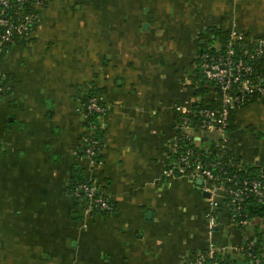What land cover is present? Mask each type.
Instances as JSON below:
<instances>
[{"label": "crops", "instance_id": "crops-1", "mask_svg": "<svg viewBox=\"0 0 264 264\" xmlns=\"http://www.w3.org/2000/svg\"><path fill=\"white\" fill-rule=\"evenodd\" d=\"M215 27L264 36V0L48 1L27 43L0 59L11 86L0 97V264H187L211 243L243 262L232 247L264 232V218L240 228L217 196L211 229L202 183L165 173L177 106L201 98L191 76ZM92 88L106 107L99 166L77 158ZM235 113L229 149L264 165V102ZM76 162L112 213H86L70 194Z\"/></svg>", "mask_w": 264, "mask_h": 264}, {"label": "built area", "instance_id": "built-area-1", "mask_svg": "<svg viewBox=\"0 0 264 264\" xmlns=\"http://www.w3.org/2000/svg\"><path fill=\"white\" fill-rule=\"evenodd\" d=\"M48 1L0 0V55L16 41L31 37L41 22V10ZM244 35L238 31H230V38L224 47L215 43L210 46V50L197 56L203 78L216 87V91L212 92L218 97V105H201L198 101L194 107L177 106L180 111L179 133L172 144L165 170L167 175L188 177L193 181L202 180L204 189L210 193L206 216L211 229L216 226L217 196L223 198L231 211L232 222L240 228L253 222L245 211L244 200L253 198L258 204H264L262 177L240 176L238 171L241 168L232 169L233 157L228 161V166L218 159L207 160L203 151L197 153L193 142L198 140L188 132L198 129L217 135L212 141L219 148L218 158H222L225 150L229 148L231 112L250 103L254 98L264 99V70H258L259 67L255 66L256 60H261L264 56V36H252L248 44L243 40ZM7 78V73L0 71V81H6ZM10 90L9 83L0 84V97ZM88 109L99 114L101 126L104 128L102 117L106 107L92 98ZM84 115L86 117L85 113ZM90 130L89 135L83 136L77 150L83 153L82 158H87L91 165L99 166L102 164L103 145L94 137L93 129ZM184 138L190 142L189 146L182 143ZM207 148V145L203 147ZM88 180L90 181L79 182L70 188V194L79 201L83 211L113 212L114 206L106 191L95 179ZM260 217L264 218V215ZM255 240L256 238L232 247V251L241 255L243 261L249 258L253 264H262L264 250L260 254L255 252ZM227 254L225 247L211 243L207 249L196 253L187 264H221Z\"/></svg>", "mask_w": 264, "mask_h": 264}, {"label": "trees", "instance_id": "trees-1", "mask_svg": "<svg viewBox=\"0 0 264 264\" xmlns=\"http://www.w3.org/2000/svg\"><path fill=\"white\" fill-rule=\"evenodd\" d=\"M211 36H214V37H211ZM243 37H244L243 40L249 44V41H250L252 36L250 34H246ZM204 38H205L206 43L201 45V49H200L198 55L202 54L204 51L210 50V46L215 44V43H218L219 45L224 47L230 38V31L215 27L212 31H210V35L209 36L205 35ZM26 40L27 39L25 38V39H22L20 41H16V43L24 42ZM243 45H242V48H243ZM11 46L12 45H10L5 52H7ZM3 55L4 54L0 55V59L3 57ZM263 59H264V56L261 57V60H263ZM261 60L257 59L256 63H255L256 68L259 67L258 70H264L263 69L264 64H261V63H264V60L260 63ZM198 61H199L198 59L195 60V67H194V71H193L194 74L191 76L192 77V83H191L190 87L193 86L194 88L197 89V95H199L201 97L199 100L201 105L216 106V105H218V97L217 96L216 97L214 96L212 98L206 97V95L209 92L216 91V87L214 84L206 82V80L203 78L202 73H201V69L198 65V63H199ZM8 78L6 79V81L5 80L0 81V84L8 83L9 82ZM193 87H191V88H193ZM190 90L192 92V89H190ZM103 94H104V89L92 88L86 94V96L83 98V101H82V109H83V112L86 114L87 126L90 129H93L94 137H96L100 140L101 145H103V137H104L105 129L102 128V126H101L99 114L95 111H89L88 104L90 103V100L92 98H95L98 100V102L100 104L104 105V102L102 101ZM262 100H264V99H262ZM253 101H256V99L254 98ZM253 101H251V102H253ZM247 104H249V103H247ZM235 111L236 110H233L231 112V119H230L231 122H230V125L228 128L229 132L233 131L236 128V123H235L236 122V113H235ZM192 117L194 118L195 116L192 115ZM82 140H83V137L80 138L78 146L81 144ZM182 143L185 146H189L190 142L184 138ZM206 145L208 146V148L203 149V147ZM193 147L195 148L197 153L203 151L205 153V158L207 160L216 161L218 159V160H221L225 166H228V161L231 160V158L233 157L234 158V160H233L234 161L233 162L234 167L232 169L237 170V169L241 168V170L238 171V174L240 176H243V175L246 176L247 175V176L262 177V179L264 180V165H242V164L238 163V160L234 157V155L232 154V151L229 148L225 150L222 158H218L217 153L219 152V148L216 146L215 141H212V139L202 140L201 142L194 141ZM82 156H83V153L80 152L79 150H77L78 162L81 160ZM78 162H76V164H75V170H74L72 184H71L70 188L74 187V185H76L79 182L90 181L86 177L85 171L79 167L80 163H78ZM243 203H244L245 211H247L249 213V215L252 219L264 215V204H258L253 198H248V199L244 200ZM113 206H114V204H113ZM107 213H112V212H107ZM254 249H255V252L258 254H260L264 250V232L258 234V236L255 240ZM221 264H253V263L249 260V258L244 260L243 262H240L237 259H235L234 257H232L230 254H227L226 258L221 262ZM262 264H264V262Z\"/></svg>", "mask_w": 264, "mask_h": 264}, {"label": "rangeland", "instance_id": "rangeland-1", "mask_svg": "<svg viewBox=\"0 0 264 264\" xmlns=\"http://www.w3.org/2000/svg\"><path fill=\"white\" fill-rule=\"evenodd\" d=\"M27 42L26 41H24V42H21V43H15V44H13L12 45V48H13V50L14 49H16L15 47H17L18 45L19 46H23L24 44H26ZM11 48V49H12ZM259 102V101H261V102H264V100H262V99H258V100H256V101H253V102H251L250 104H252V103H255V102ZM252 113H253V118L254 119H256V115H260L259 113H261V106L260 105H254V107L252 108ZM254 125L256 126V120H254Z\"/></svg>", "mask_w": 264, "mask_h": 264}, {"label": "water", "instance_id": "water-1", "mask_svg": "<svg viewBox=\"0 0 264 264\" xmlns=\"http://www.w3.org/2000/svg\"><path fill=\"white\" fill-rule=\"evenodd\" d=\"M146 24H147V23H145V25H144L145 27L147 26ZM202 43H205V41H203ZM197 182H198L199 184H201V183H202V180H201V179H199ZM203 194H204V196H208V197L210 196V193H209V192H207V191H204V193H203Z\"/></svg>", "mask_w": 264, "mask_h": 264}]
</instances>
